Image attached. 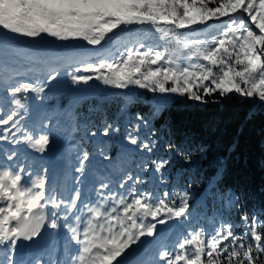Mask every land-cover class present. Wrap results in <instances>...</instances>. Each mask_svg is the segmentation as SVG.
<instances>
[{
    "label": "snow or ice",
    "instance_id": "obj_1",
    "mask_svg": "<svg viewBox=\"0 0 264 264\" xmlns=\"http://www.w3.org/2000/svg\"><path fill=\"white\" fill-rule=\"evenodd\" d=\"M134 28L137 38L132 40ZM143 29L153 33L154 43L146 41ZM13 36H46L67 46L42 45L36 53L22 56ZM110 40L112 48L105 49L109 55L98 58L85 56L79 46L86 42L103 47ZM21 57L27 62L23 70L7 72L8 62ZM0 65L6 70L0 142L24 144L39 153L48 149L49 131L43 124L38 129L21 124L27 105L19 97L44 93L47 82L62 69H71L67 75L76 85L96 80L116 89L136 86L201 103L216 93L238 94L255 98L264 110V0H0ZM159 111L154 108L153 114ZM139 128L137 124L133 131ZM111 130L113 126L105 124L101 135ZM128 143L153 151L148 138L141 140L132 132ZM18 158L14 149L0 156V264H15L11 254L17 242L32 240L45 225L62 226L69 243L76 245L66 249V264H264V219L256 214L251 220L241 216L238 224L221 222L211 232L197 228L179 233L171 243L159 244L145 261L142 246L149 238L157 243L158 224L190 217L186 194L170 198L165 191L154 197L137 189L141 178L129 174L119 184L127 194L113 193L101 182L95 203L78 204L79 189L66 200L56 189H48L46 174L17 164ZM88 160L84 151L76 171L82 173ZM151 163L160 172L168 161Z\"/></svg>",
    "mask_w": 264,
    "mask_h": 264
},
{
    "label": "trees",
    "instance_id": "obj_2",
    "mask_svg": "<svg viewBox=\"0 0 264 264\" xmlns=\"http://www.w3.org/2000/svg\"><path fill=\"white\" fill-rule=\"evenodd\" d=\"M142 31L147 33V42L156 41L148 29ZM136 32L137 29L129 39H136ZM54 42L46 36L41 40V43ZM94 85L102 89L91 95L85 112L90 116L88 122L90 119L102 129L105 124L113 126L110 134L103 137L108 144L104 151L109 161L118 156V144L112 141L128 142V133L132 132L141 140L148 138L153 151L149 153L133 145L131 160L153 168L152 161H168L156 175L165 182L171 198L186 194L191 206L193 191L197 199L203 197L204 205L213 202L212 208L217 201L225 204L228 190L233 189L238 197L236 224L241 223L240 217L244 215L249 220L253 214L264 219V212L257 210L264 211V110L255 98L238 94L220 97L216 93L201 103L177 94L162 96L136 86L116 89L96 80ZM71 94L58 92L49 99L63 105ZM154 108L161 111L154 115ZM138 116L144 120H138ZM137 124L139 132L133 131Z\"/></svg>",
    "mask_w": 264,
    "mask_h": 264
},
{
    "label": "rangeland",
    "instance_id": "obj_3",
    "mask_svg": "<svg viewBox=\"0 0 264 264\" xmlns=\"http://www.w3.org/2000/svg\"><path fill=\"white\" fill-rule=\"evenodd\" d=\"M14 37H17V36H14ZM24 39H26V40H28L29 38H25L24 37ZM23 38L21 39L22 41H26V40H24ZM31 40V39H30ZM56 43H62V44H64V42H60V41H55ZM109 41H107V42H103V46L105 45V44H107ZM123 42H126V41H124V40H122L121 41V43H123ZM101 46H90V52H91V57H93V58H98V56L100 55V54H97L95 57L94 56H92V54H94V53H97V51H96V49L97 48H100ZM112 48V47H111ZM110 49V48H109ZM121 50H122V48H121ZM106 55H109V53L108 54H106ZM18 61H21V60H24L23 58H21V59H17ZM20 67H21V65H20ZM68 72H70L71 71V69H68L67 70ZM61 73V76H57V78L55 79V80H49L48 82H47V86H46V88H45V90H49V89H52V88H54L55 86H61V85H63V84H61L63 81H65L66 82V84L68 85H70L72 88L73 87H76V90H77V93H76V96L77 97H75L76 99H78L77 101H79L80 99H82V97L84 96H81L82 94H84L83 92H82V90L84 89V88H86L88 85H91L93 82H94V80L93 81H90L87 85H85V84H79V85H76V84H73L72 82H71V80H70V78H69V76L67 75V73L66 72H63V71H61L60 72ZM66 74V75H65ZM38 75V74H37ZM66 76V78H64ZM42 78V77H41ZM32 82H35L36 83V79L33 77L32 78ZM69 88V87H68ZM36 94V93H35ZM41 94H43V93H40V94H36V96L37 97H39ZM79 96H81V97H79ZM38 99V98H37ZM40 109H41V113H40V115H42V116H46V112H45V110L43 109V106H40ZM70 116H69V114H63V113H55L54 115H52V117L51 118H48V119H46L45 121H43L42 122V124L43 125H45L46 127H48V128H50L51 127V130H52V132H50V135L51 134H53L54 132H53V129L52 128H54V129H56V130H58V127L59 126H61L63 123H65V122H67V119L69 118ZM51 120H58V125L57 124H55L54 126H52L51 125ZM63 131L64 132H66V134L67 135H69V134H71L72 135V133L69 131V130H60V131H58L59 132V134H61V132L63 133ZM74 136V135H73ZM76 136V135H75ZM50 144H51V142H50ZM118 170H116V172H117ZM126 179V178H125ZM139 184V187H137V185H135V187L137 188V189H139L140 190V183H138ZM128 186L130 187V186H132V182H128ZM126 192H127V190H126ZM212 220H213V222H209V223H204V224H200L199 225V227L198 228H204L207 232H211L215 227H217V226H219V224H220V219H218V217L217 218H212ZM169 221H171L172 223H173V225H175V226H177V224H178V222H176V221H174V219L173 220H169ZM190 221H192L193 223L194 222H197L198 221V219H193V220H190L189 219V217L188 218H183L182 220H181V223H180V225H181V227H180V229H179V231H180V233H182V232H184L185 231V229H186V227H187V225L189 226V223H190ZM208 225H210V226H208ZM190 229H197V228H192V227H189L188 228V230H190Z\"/></svg>",
    "mask_w": 264,
    "mask_h": 264
},
{
    "label": "bare ground",
    "instance_id": "obj_4",
    "mask_svg": "<svg viewBox=\"0 0 264 264\" xmlns=\"http://www.w3.org/2000/svg\"><path fill=\"white\" fill-rule=\"evenodd\" d=\"M13 37H14V36H13ZM44 121H45V120H44ZM42 122H43V121H42ZM57 125H58V124H57ZM50 128H51V127H50ZM49 134H50V133H49ZM57 142H58V141H57ZM57 142H56V143H57ZM60 142H62V141H60ZM63 143H64V142H63ZM64 144H65V143H64ZM20 145H22V144H19V146H20ZM23 145H24V144H23ZM30 161H31V160H30ZM39 169H40V168H39Z\"/></svg>",
    "mask_w": 264,
    "mask_h": 264
},
{
    "label": "water",
    "instance_id": "obj_5",
    "mask_svg": "<svg viewBox=\"0 0 264 264\" xmlns=\"http://www.w3.org/2000/svg\"><path fill=\"white\" fill-rule=\"evenodd\" d=\"M58 149H60V146L58 147Z\"/></svg>",
    "mask_w": 264,
    "mask_h": 264
}]
</instances>
